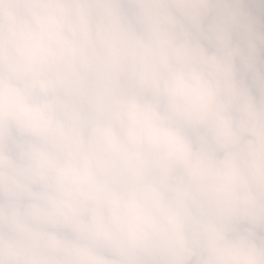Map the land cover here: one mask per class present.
Listing matches in <instances>:
<instances>
[{
  "label": "clouds",
  "instance_id": "obj_1",
  "mask_svg": "<svg viewBox=\"0 0 264 264\" xmlns=\"http://www.w3.org/2000/svg\"><path fill=\"white\" fill-rule=\"evenodd\" d=\"M0 264H264V0H0Z\"/></svg>",
  "mask_w": 264,
  "mask_h": 264
}]
</instances>
